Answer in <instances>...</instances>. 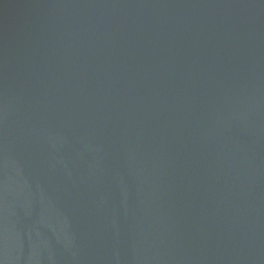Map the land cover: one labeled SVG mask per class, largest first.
Returning a JSON list of instances; mask_svg holds the SVG:
<instances>
[{
  "label": "water",
  "instance_id": "95a60500",
  "mask_svg": "<svg viewBox=\"0 0 264 264\" xmlns=\"http://www.w3.org/2000/svg\"><path fill=\"white\" fill-rule=\"evenodd\" d=\"M0 264H264V0H0Z\"/></svg>",
  "mask_w": 264,
  "mask_h": 264
}]
</instances>
